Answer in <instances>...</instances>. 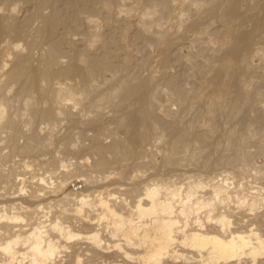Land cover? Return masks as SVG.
<instances>
[{"label": "bare ground", "instance_id": "bare-ground-1", "mask_svg": "<svg viewBox=\"0 0 264 264\" xmlns=\"http://www.w3.org/2000/svg\"><path fill=\"white\" fill-rule=\"evenodd\" d=\"M10 2L9 6L18 2L26 16L22 20L7 18V26L15 22V29L9 30L0 26L2 28L0 38L8 35V44L13 43L15 47L23 44L26 52L22 51L15 55L10 68L5 72L7 82L11 83V87L15 86V90L11 88L14 92L10 95L12 98L10 110L3 127L0 126V131L6 130L7 133L4 141L9 148L8 154L34 153L33 156L43 158L46 153L51 154L48 159L44 158L46 160L42 158L47 173H50L49 171L56 173L60 168L57 167L58 164L62 166L60 169L66 168L64 159H58L61 154L88 155L86 159L82 157L85 160L83 162L89 163L88 169L92 172L100 173L97 176L88 174L86 177L79 168L82 164H79L75 170L71 168L73 169L71 173L59 170L61 177L59 176L60 180L57 178L60 183L70 174L80 177V181L99 177L96 180L100 182L106 176L104 175L106 168L115 169L118 165L121 171L117 173L114 170L116 173L113 176H106V183H102V187L115 185L114 189L117 188L115 191L109 188L107 191L97 189L96 187H101L99 184L96 187L92 186L97 190L91 192L86 186L80 190L68 188L67 192H59L55 184L57 179H52L55 173L51 172L49 178L45 176V171L44 178H38L34 174L33 177H37L36 180L33 178L36 181L34 183L41 188L39 189L41 194L31 195L34 196L31 201L27 198L22 199L19 209H29L30 212L40 214L39 219H48L49 223L47 222L46 226L40 221L38 226L30 227L31 230H22L21 232L25 233L22 236L19 230L23 227L16 228L19 223L25 221L19 209L13 211L10 209L9 213L5 208L0 209L1 240L10 237L9 240L0 243V264H22L26 258L31 260L28 264L52 263L54 255L58 253L59 242L54 240L55 237H50V229L67 240L78 239L83 234L74 232L72 226L64 222L62 225L61 221H55L57 212L52 215L54 219L49 220L52 211L50 208L46 210L45 204L65 206L63 201L74 200L72 208L70 207L71 212L81 219L85 218L88 224L90 222L84 237L101 245L103 241L99 238V229L95 227L99 224L98 220L112 217L113 221L108 222L106 226L108 229L111 228L112 237H122L114 242V248L123 249L120 241L122 239L133 247L131 254L122 250L128 260L135 259L132 254H135L136 251L133 250L137 249L144 251L138 258L143 264H165L169 261L167 258L174 260L173 264L185 261H189L188 264H244L245 259H249V264H264V208L257 211L260 203L264 206L263 182L259 183L258 191L253 190L257 185L253 180H242L238 184L239 189L249 193V199H252L250 207H246L247 215L252 218L238 224L239 227L242 226L241 231L234 230L233 221L231 219L228 221L229 218L225 214L223 218L219 216L221 219L216 221L218 225L203 229L205 225L202 226L201 220L198 219L200 215L196 222H192L195 223L194 226H190L189 215H185L191 203L188 202L197 193L195 189L198 186L195 188L193 185L198 181L194 184L193 181L189 184L186 182V188L180 184L183 190L188 191L185 197L180 198L183 195L179 192L180 187H176L178 183L171 186L175 189L171 190L169 186L170 191L166 193L168 189L158 183L160 178L158 174L156 176L151 171L154 174L148 175L150 171L148 169L152 167L158 168L159 174L167 176V180L175 175L178 178L180 175L195 178L193 176L199 174L204 177L217 171L210 180L213 182V177H217L218 174H222V177L217 178L219 181L211 186L212 191L208 190L206 184L208 192L205 193L212 194L218 200L222 194L232 199L230 190L234 186L235 172L231 164L251 166L249 169L256 174L252 167L254 164L248 161L257 155L262 156L264 160V0H10ZM204 7L200 13V9ZM134 15L137 17L134 18ZM194 32L197 34L189 35ZM129 41L135 49V55L124 51ZM227 43L229 45L224 49ZM252 47L254 55L261 60L259 65L254 64V60L248 56ZM130 59H134L132 65H128ZM2 65L7 66V62ZM154 66L156 67L152 70ZM1 70L3 71L2 68ZM230 71L234 73V85L240 93L238 101L241 103L234 121L228 122L229 127H225L226 145L220 150V146H215L212 140L211 122H206L204 117L198 121L199 112H189V104L197 103L195 106L198 107V99L204 92L202 87L204 82L219 84V93L223 98L228 90V82L221 81ZM125 72L126 76L123 75ZM108 74L112 79L108 78ZM249 85H252L251 93L247 94ZM245 95L248 97L242 102ZM34 99L35 104L30 105L29 101ZM190 100L193 102L189 103ZM179 112H183L185 117L177 126L174 120L176 113ZM3 114L2 110L1 116ZM196 121L199 125L195 123ZM61 123L64 133L56 143H53L46 136L49 133L52 135L51 132L55 127L61 126ZM24 124L27 126L26 131L22 129ZM118 125L125 131L124 137L118 136L119 133L116 131ZM39 126H42L41 130L48 126L47 131L40 133ZM195 127L203 128L197 130ZM1 134L0 141L5 139ZM20 137L26 140L23 145L17 143ZM105 138L110 140L106 142ZM165 138L171 143L168 142L167 146L170 154L158 160L156 159L158 154L150 155L148 150L154 146L153 142L157 145ZM149 139L153 141L149 142ZM77 142H80V145L77 144L72 150L74 148L72 144ZM194 143H197V146ZM51 144L56 145L57 149L54 152L48 148ZM192 146L197 147L198 153L202 156L207 155L210 162L215 160L218 168L214 167L215 169L211 170L209 164L207 168L201 170L192 163L178 168L175 164L183 161L184 156L181 157L179 151H186ZM147 153L150 159H147ZM5 157L6 155H3V159ZM222 158L224 160L218 161ZM68 159L75 160L67 156ZM26 161L22 163L30 166ZM38 163L36 164L38 167L42 165L40 161ZM174 167L178 170H174ZM111 172L113 174V171ZM259 172L263 174L259 179L264 181V167H261ZM116 174L119 175L118 178H115ZM123 179L130 181L123 182ZM50 184V189L46 191L49 192L48 196L42 198L46 194L45 190V194L42 193L43 186ZM203 185L205 186L204 182ZM200 187L201 185L199 189ZM188 189L193 192L189 193ZM32 191L29 190L30 194ZM57 196L60 197L58 202L55 201ZM247 197L243 196L241 204L245 205ZM195 198L197 201L200 199ZM184 199L187 201H183ZM176 200L182 202L179 204L183 208L179 210L181 213L179 211L178 213L182 215L183 220L181 215L179 219L177 215L175 216L177 207L173 206V201ZM197 201L190 205L195 203L201 205L202 201ZM207 202L209 209L212 205L210 201ZM89 207L91 212L93 210L97 214L94 216L87 214L85 208ZM191 214L193 215V212ZM76 261L79 262L80 258L77 257Z\"/></svg>", "mask_w": 264, "mask_h": 264}, {"label": "rangeland", "instance_id": "rangeland-1", "mask_svg": "<svg viewBox=\"0 0 264 264\" xmlns=\"http://www.w3.org/2000/svg\"><path fill=\"white\" fill-rule=\"evenodd\" d=\"M9 3H11L10 0L9 1L8 0H0V26H2L3 28L9 29V30H13V29H15V22H11L7 26V18H13L14 17V18H17L18 20H22V19L25 18L26 14L23 12V10L21 9V5L18 2L13 3V6L12 5L9 6L8 5ZM205 7L203 9H200V13H202V11L205 9ZM116 14H117V12H115V15ZM136 17L137 16L134 15V18H136ZM0 30H2L1 27H0ZM231 32H229V33H231ZM196 34H197V32L189 33V35H196ZM8 40H9L8 35L7 36H4V38H0V68L3 69V71L2 70L0 71L1 72L0 73V81H1L0 82V90H1L0 91V95H1V103H2V105H0V116H1V111L2 110H3V113H4L1 116V118H2L1 119V125H0L1 127H3L4 121H5V117L8 115V111L10 110V107H11V103H12L11 100H12V98H11L10 95L15 90V86H12L11 87V83L7 82V80L5 79V72L10 68V66L12 64V61L15 59V57H14L15 55H19V52H22V51H24L23 53L26 52V49L23 48V46H24L23 44H22V46L15 47V44H13V43L12 44L11 43L8 44ZM130 44H131V41H129L127 43L126 47L124 48V51H127L128 54L135 55V49ZM228 45H229V43H227L225 45L224 49L226 47H228ZM254 47H255V45H254ZM254 47L251 48L252 51H249L248 52V56L251 59L254 60V64L257 63V65H259V63L261 62V60L258 57H256V55H254ZM127 48L128 49L130 48V49L127 50ZM11 52H17V53L13 54ZM8 53H9V55H8ZM23 53L21 55H23ZM133 60L134 59H132V60L130 59L128 65H132L134 63ZM5 62H7V66L5 65V67H3L2 64L5 63ZM257 65H256V68H257ZM155 67L156 66H154V68H152V70H154ZM210 72H212V70ZM123 75L126 76L127 73L125 72ZM107 76H108L109 79H112V76H110L109 74ZM221 82H225V83L228 82V84H227V89L228 90H227V93H225L223 95V98H222L221 94L219 93V88H220L219 84H213V83H210V82H204V84L202 86L203 89H204V92H203V95L200 97V99H198V107L196 108V106H195L197 103L196 104L195 103L194 104L190 103L191 101L193 102V100H190L189 101V103L191 104V105L189 104V112H192V113H198L199 112L200 117H197L198 121H200V119L202 120L203 117H204V120L206 122L207 121H210L211 122L212 129H213V131L211 133V135L213 134L212 140L215 142V146H220L219 147L220 150L222 148H224L225 145H226V135H227V132L224 131L226 129L225 127H229V123L228 122L234 121L235 116H237L236 113L239 112L238 109L240 108V103H241L240 101H238V99L240 98V93L237 92V87H236V85H234V73L232 71H230L229 74H228V76L224 77ZM247 82H249V80ZM246 83L244 84V88L246 87ZM251 86L252 85H249L248 86V90H247V88L245 89V90H247L246 91L247 94H248V92L251 93ZM11 88H13L14 90L12 89V91H11ZM196 92H198V91H196ZM189 93H191V92H189ZM247 97L248 96L245 95V98H244V100L242 102H244ZM29 102H30V105H33V104H35V99L34 100H31ZM202 102H203V105H202ZM253 103H256V102L253 101ZM207 115H209V116H207ZM184 117H185V115H184L183 112L176 113V117H175V120L174 121L176 122V125L177 126H179V124L183 122L182 119H184ZM229 118H232V119H229ZM195 123L197 125H199V123L197 121ZM62 124L63 123H61V126H59L60 128L59 127L58 128L55 127L54 128V131L51 132L52 135H50V133H49L46 136V138L48 137V139L52 140L53 143H56L57 142V139L60 138V136L64 133V128L62 127L63 126ZM52 125L54 126L55 124H52ZM41 127L42 126H39V128H38V130H39L40 133L41 132L44 133V132L47 131L48 126L46 128H43L42 130H41ZM192 128H194V127H192ZM192 128H191V131H193ZM195 128H197V130L198 129L199 130H202L203 127H201V128L200 127H195ZM22 129H23V131H26L27 126L25 127V124L22 125ZM117 129L118 130H116V131L119 133L118 136H121V137L123 136L124 137L125 131L122 129V127L118 125ZM0 134H1L2 138H5L2 141H0V150H1L0 151V188H1L0 189V209L3 210L5 208V211L7 213H9L8 211L10 209L13 211V210H17V209L20 208L19 203L21 202L22 199H25L26 200V198H27L28 200H30V199L33 200V197L34 196H31V195H33L35 193H36L35 195H40L41 194L40 193L41 188H39V186L36 183H34V182H36L35 180H36L37 177L38 178L39 177L44 178V174L45 173H46L45 176L48 177L51 172H52V174H54L55 172L49 171L50 173H47L48 171H46V168L44 166L45 163L42 164L44 160L48 159L51 156V154L46 153V155H43L44 158L46 157V159H44L42 156H37V155H34L33 156L34 153L33 154H25V155L24 154H18V153H15L13 155L12 154H8L7 151L9 150V148L6 145L5 141H4V140H6V136H7L6 130L0 131ZM20 138L17 140L18 141L17 143H18V145H23L26 140L23 137H20ZM53 139H54V141H53ZM167 139L168 138L163 139V141H161L160 144H157V145H156V142H153L154 146L153 147H150V149L148 147V149H149L148 150V153L150 155H151V153L152 154H154V153L158 154V155L155 154L156 155V159H158V160H161L163 157H168V155L170 154V149H169V147L167 149V146H168V142H169V144H171V143ZM109 140H110V138H105L104 141L108 142ZM48 141L46 142L47 144H48ZM151 141H153V140L149 139V142H151ZM77 144L80 145V142H77L75 144H72L74 146V148L72 150H74L76 148L75 146H77ZM194 145L197 146V143H194ZM53 146L55 147L56 145L51 144V145L48 146V148L51 150V152H54L57 149L56 147L54 148ZM195 146H192V148H190V147L187 148L186 151H179L180 154H182L181 157L183 155L184 156L182 157L183 158V161H180V162H178V163L175 164L178 168H183V166H186L188 163H192V164L197 165V167L201 168V170L204 169V168H207V166L209 164L211 166V170H214L215 169L214 167L218 168L217 163L216 164L214 163L215 160L213 162H210V158H208L207 155L202 156L201 154H199L198 151H197L198 148L195 147ZM230 151H229V153H230ZM148 153H147V155H148L147 159H150V155ZM3 155H6V157L4 159H3ZM67 156L70 159L71 158L75 159V160H73V161H75V163L72 161V159L71 160H69V159L67 160ZM83 156H84L83 154H81L79 156H73L71 154L70 155H66V156H62V154H61V155L58 156V159H60V160H63L64 159L65 162L64 161L63 162L67 165L66 168H62L64 171H70V173H71V171H73V169L74 170L76 169V166L77 165L82 164L83 167L81 166L82 168L81 167H79V168H80L81 172L83 174H85L84 176L87 177L88 174H91V175L93 174V176L99 175L100 173H97L96 174V173L92 172L90 169H88L89 168V163L83 162V161H85L84 158L85 157H89V156L88 155H85L84 158H82ZM41 159H42V161H41ZM25 160L28 161V162L26 161V163H28L30 166H26V165H24L25 163H22V161L25 162ZM29 160L33 161V163L35 165L31 161H29ZM222 160H224V159L222 158V159H220L218 161H222ZM39 161H40V164H42V165H39V167H38L37 165L39 164L38 163ZM216 161H217V159H216ZM68 162H69V165H68ZM248 163H253L254 164L252 167L256 171L255 172L256 174H254V172L251 169H249L251 166L246 167L243 164L242 167H241V164L240 163L239 164L238 163H235L234 165H232V164L230 165L231 167H233L232 170L235 172L233 174L235 176V178L233 180L234 186H233V188L231 190L229 189L230 190V193H231V196L230 197H232L233 200L230 199V198H228L224 194L220 195L218 197V200H217V199H215L216 197L212 196V194L210 195V194L205 193V192H208V190H210V189L212 191L211 186L216 185V181L222 177V174H218L217 177H213L214 181L213 182L211 181L212 180L211 179L212 176H214V174H216L217 171H213L214 173L208 174L207 175L208 177L205 176V175H204V177H203V175H201L202 176L201 177L200 174H199V176H193L195 178H192L191 176L189 177L188 175L182 176L179 173H177V171H175V173L179 174L182 178L181 177L178 178L177 175H175V176L169 177L170 179L167 180V178H168L167 176H165V175H162L161 176L162 173L159 174L160 171H159L158 168L152 167V168L148 169V170H150V171H148L149 172L148 175H151V174H154L155 173L156 176H157V174H158V177H160L159 180H158V183L160 182V186L161 187H164L165 189L166 188L168 189V190H166L167 191L166 193H168V191H170L169 190V186L171 188V186H174V185H176L178 183V185H176V187L177 186L178 187L181 186V187H185L186 188V186H187L186 184L187 183L189 184V183H191L193 181L192 184H194L195 182L198 181V183L196 185H193L195 188L198 186L197 187L198 189L197 188L195 189V190H197V191H195L197 193H195L194 196L195 197H200V199L197 201L196 198L194 197V198H192L194 200L191 201L192 200L191 199L188 203H190V202L191 203L192 202L194 203L195 201H197V202L202 201L203 202L205 200L204 202L210 201L211 202L210 204L212 206H210L209 209H208V206H209L208 203L209 202H207V204L204 203V202L203 203L200 202L201 205L204 204L205 207H204V205L201 206V205H197L196 203L190 205L191 204L190 203L189 204V207H188L189 209L187 208V210L185 212V215L186 214L189 215L188 216V220L191 221V222H189V221L188 222L191 223L190 226L191 225L194 226L195 223H192V222H194V221L196 222L199 219V220H201L202 226L205 225V226H203L204 227L203 229H205V228H208L209 229L211 227H214L215 225H218L216 223V221H219L221 219L220 217L223 218V216L225 214L226 217L229 218V220L227 218L228 221H231V220L233 221V225L234 226L233 225L232 226L234 227V230L237 229V230L241 231V227L242 226L239 227L238 224L243 223V221L245 219H247V218L248 219L249 218H252L251 216L247 215L248 212H247V208H246V207H250V204H251L252 199H249L250 198L249 197V193H247L246 191H243V190L239 189L238 184H240V181H242V180L243 181L244 180H253L257 184V185L254 184L255 186H254V189L253 190L254 191H258V188L257 187H258L259 183H261V182L264 183L263 180H260L259 179L261 176H263V174H261L259 172V169L261 167H264V160H263L262 156L257 155L252 160H249ZM83 164H85V165H83ZM58 165H57L58 168L59 167L60 168L62 167V166H60V165L58 166ZM41 166H42V169H41ZM175 167L173 169L174 170L175 169L178 170V168H175ZM197 167L195 166V168H197ZM60 168L54 174V176H52V179H54V178L57 179V181L55 182V184H57V186H58L57 191H59V192H61V191H66L67 192L70 189H72V190L73 189H76V190L79 189L80 190L84 186H86L87 188H89L88 189L89 192L94 191V190H97L98 188L99 189L102 188L105 191H107L108 190L107 188H109V189L115 191L117 189V188L114 189V186L115 185H112V186H110V185H104L102 187V183H104L105 180L107 179L106 176H111V175L113 176L116 172L118 173V172L121 171V169H118L119 168L118 165L116 166V168L114 167L115 169H113V168H110V169L106 168L107 171L104 172L105 173L104 175H106L105 176L106 179L104 177V180L103 181L100 180L101 183L99 182V180H96L99 177H96V179H93L94 177H91L92 179L89 178V179H87V181H85V180L80 181V177L75 176L74 174H72V175L70 174L68 176V178L64 182L62 181L60 183V182H58L60 180L59 176L61 177V175H60L61 174V171H59V170H62V169H60ZM71 168H73V169H71ZM114 170H116V172ZM44 171H45V173H44ZM111 171H113V174H112ZM151 171H153L154 173L151 172ZM34 174H35V176H37L36 178H35V176L33 177ZM169 175H171V174H169ZM118 176L119 175L116 174L115 178H118ZM46 177H45V179H46ZM57 177L59 178V180H58ZM185 177H186V179H185ZM198 177H201V178H198ZM183 178H184V180H183ZM188 178L189 179L191 178L192 180H189ZM109 179H110V177H109ZM171 179L173 181H175L176 183H173V181ZM199 179H200V181H199ZM127 180H129V179H126V181L123 179V182L124 181L125 182H129L130 181V180L129 181H127ZM51 181H54V180H51ZM199 182L200 183L202 182V183L200 184ZM203 182H204L205 186L204 185L202 186ZM99 184L101 185V187H96ZM164 184L165 185L167 184V185L165 186ZM206 184H208L207 185L208 187L206 186ZM200 185H201V187L199 189V186ZM31 186H32V188H31ZM92 186L96 187L97 189H95ZM21 187H22V190H21ZM44 187H46V188L43 189ZM49 187H51V184H50V186H45L44 185L43 188H42V190H43L42 193L45 194V192L50 189ZM124 187H126V186H124ZM140 187H143V186H140ZM181 187H180L181 190L179 192L183 196H180V198H183V197H185V195L187 194L188 191L187 190L186 191L183 190ZM194 187L192 188L193 191H194ZM202 187H204L205 190ZM206 187L208 188L207 191H206V189H207ZM34 188H36L37 191ZM68 188H69V190H67ZM53 189H55V188H53ZM172 189H175V187H172L171 190ZM29 190H30V192L33 190L32 191L33 193L30 194ZM44 190H45V192H44ZM111 190H110V192H111ZM188 190H190L189 193L190 192H193L191 189H188ZM37 192H39V193H37ZM86 192H87V190H86ZM64 193L62 194L63 196H64ZM48 194H49V192H46V194H45L46 196L44 195V197H42V198L47 197ZM50 194H57V193L56 192H50ZM203 194H204V196H203ZM244 195H247L248 196L246 198L247 200H245V205L241 204V202L243 201V196ZM210 196H212V197H210ZM226 197H227V199H226ZM59 198L60 197H58L57 200L55 199V201L56 202L60 201ZM219 199H220V201H219ZM221 200H222V202H221ZM229 200L231 202H229ZM74 201H70V202L63 201L65 203H67V204L64 203L65 206H63V204L56 205L55 203H49L48 205L45 204L46 207H47L46 210H50L51 209V211H52V213L50 212L51 213V217H50L49 220H53L54 218L52 217V215L55 212H57V213H55V216H56L55 219H54L55 221L56 220L57 221L58 220L61 221L62 225H64V223L65 224H68V225L72 226L71 228L73 229L74 232L80 233V234L82 233L83 234L78 239L67 240V239H65L64 236H61V234L58 235L57 232H55V230L53 231L52 229H50L49 230L50 231L49 232L50 233V237H55L54 240H56L57 242H59V243H57V245H59V249H58V253L54 255V258L52 259V263H47V264H143L142 262L140 263V260L138 261V258H139L140 255L143 254L144 251L141 252V250L139 251L137 249L133 250L134 252L136 251L135 254H132L134 256V258H135V259L133 258L134 260H128L127 257L123 255L124 253H123L122 250H125L126 252H128V253L131 254L132 253L131 251L133 249V247L129 246V244L126 242V240H124V239L120 240L122 242V245H123V249L122 250H118V249L116 250L114 248V242L117 239H121L122 237L121 238H119V236H118V238H117V236L116 237H112V230H111V228L108 229V227L106 226V224L108 225V222H112L113 221L112 220V217H110V216H109L110 219L107 218V219L98 220L99 221L98 222L99 224H97L96 227H95L96 229H99V233H100L99 238H102V241H103L101 245H98L95 242H92L91 240L86 239L84 236L86 235L87 226L90 224V222L88 224L87 223L88 221H86L85 218H82L81 219V217L79 218V217L75 216L74 213L71 212L72 211L71 208H72V205H73V202ZM176 201H173L174 202L173 203V206L177 207L178 209L176 208L177 209L176 210L175 207H173V208L175 209V216L177 215L176 217L179 219L180 218V215H181L180 214L181 212L179 210H181V208H183V206L180 205L182 202L180 203L179 200H176ZM183 201H187V200L184 199ZM52 202H53V200H52ZM177 203H178V206H177ZM51 204H53V205H51ZM7 206H10L11 208L10 207H7ZM16 206H18V207H16ZM52 206H55V207H52ZM190 206H192V208H190ZM196 206H198V208H195ZM199 206H201V207L199 208ZM12 207H16V208L13 209ZM64 207H69V208L65 209ZM193 208H195V209H193ZM218 208H220L221 210L222 209H224V210L221 211ZM262 208H264V206H263V204L260 203V207H259V209L257 208V211H261ZM90 209H91L90 207L89 208H85V210L87 211L86 212L87 214L90 213L89 214L90 216H94V215L97 214L93 210L91 212ZM197 209H200V211H198ZM232 209L235 210V211H233ZM188 210H190V211H188ZM194 210H196V211H194ZM178 211L180 213H178ZM191 211L193 212V215L196 214L197 216L194 217L191 214L192 213ZM19 212L21 214H23L24 219H25L24 222L19 223L20 225H17V226L15 225L16 228H18V229H19L20 226L23 227L22 229L19 230V232H21L22 230L25 231L27 229H30L31 230L32 227L38 226L40 221H41V224L42 225L45 224L46 226L49 223L48 222V219H43V218H40L39 219L40 214L37 215V213H34L33 211L30 212L29 209H25V210H20L19 209ZM27 212H28V214H27ZM187 212H189V213H187ZM197 213H199V214H197ZM34 214H36V215H34ZM178 215H179V217H178ZM198 215H200V217ZM192 216H193L194 219L192 218ZM75 217L77 219H75ZM211 217H213V218H211ZM217 217H219V218H217ZM181 218L183 220L182 215H181ZM184 218H185V216H184ZM190 218L192 220H190ZM207 219L209 221H207ZM47 228H49V227H47ZM30 230H28V231H30ZM21 235L23 236V235H25V233L24 232H21ZM1 238L2 237H0V243H3L6 239H8V240L10 239V237L9 238L4 237L2 240H1ZM17 246H18L19 249H22V247L20 245H17ZM77 257L80 258V261L79 262L76 261ZM167 259H169V261H166V262L164 261L165 264L166 263H169V264H173L174 263V260H172L171 258H167ZM167 259H165V260H167ZM25 261H27V262H25ZM28 261H31L30 258H26L23 261L22 264H28ZM243 262H244V264H249L250 263L249 262V259H245V261H243ZM188 263H189V261L188 262L185 261V263L183 262L181 264H188Z\"/></svg>", "mask_w": 264, "mask_h": 264}]
</instances>
